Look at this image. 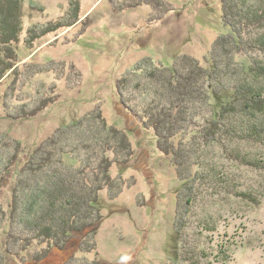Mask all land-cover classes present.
Instances as JSON below:
<instances>
[{
  "label": "rangeland",
  "instance_id": "1",
  "mask_svg": "<svg viewBox=\"0 0 264 264\" xmlns=\"http://www.w3.org/2000/svg\"><path fill=\"white\" fill-rule=\"evenodd\" d=\"M143 1L18 0L22 30L8 47L12 67L0 81V174L8 176L0 211L9 210L16 176L31 152L84 117L90 122L93 113H101L112 131V151L105 154L112 179L99 195L103 219L97 232L86 234L97 243L95 251L55 248L39 262L28 253L25 261L6 256L3 264H264V171L232 162L223 148L212 147L236 182L235 192L251 193L257 203L229 194L219 179L212 188L201 184L190 199L171 150L122 104L117 86L122 77H135L126 91L134 107L143 100L134 84L147 81L144 71L134 70L140 62L151 58L174 67L187 55L207 65L214 42L230 31L222 23V2ZM41 99L54 101L33 118H13ZM19 144L21 161L11 168ZM76 153L81 161L69 153L66 164L88 173L99 169L97 155Z\"/></svg>",
  "mask_w": 264,
  "mask_h": 264
},
{
  "label": "trees",
  "instance_id": "2",
  "mask_svg": "<svg viewBox=\"0 0 264 264\" xmlns=\"http://www.w3.org/2000/svg\"><path fill=\"white\" fill-rule=\"evenodd\" d=\"M10 1L0 4V19L4 18L0 22V81L12 67L6 57L8 47L22 30L18 0ZM221 2L222 23L230 31L214 42L207 65L187 55L178 59L174 67L151 58L140 62L134 70L144 71L147 81L134 84L142 90L144 100L134 107L128 106L126 91L129 80L135 82V77L128 74L117 86L122 104L135 113L146 130L154 132L167 153L166 148L171 150L178 174L188 184L190 199L197 195L201 184L212 188L219 179L228 185L229 194L257 203L253 194L235 192L236 182L228 176L226 164L214 159L212 147L223 148L224 157L232 162L264 171V0ZM41 101L13 118H33L54 100ZM90 117V122H86L90 119L86 116L62 129L61 134L52 135L31 152L19 169L9 210L0 211V264L6 256L25 261L28 253L33 262H39L55 248L75 247L82 252L97 249V243L87 240L86 234L91 230L96 233V226L103 219L99 195L112 179L105 156L112 151V131L101 113ZM114 133L118 134L116 130V136ZM20 146H16L17 152L8 163L11 168L21 161ZM76 152H84L90 158L97 155L99 169L88 173L66 164L64 156L69 153L81 161ZM92 174L93 183L91 179L87 181ZM7 177L6 173L0 174V191ZM177 233L182 237L181 232ZM196 247V254L204 257ZM94 262L99 264L98 260Z\"/></svg>",
  "mask_w": 264,
  "mask_h": 264
}]
</instances>
